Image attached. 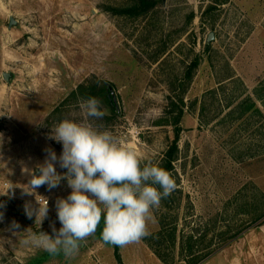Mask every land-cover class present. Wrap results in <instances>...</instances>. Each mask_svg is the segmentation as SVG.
Returning <instances> with one entry per match:
<instances>
[{
	"label": "rangeland",
	"instance_id": "1",
	"mask_svg": "<svg viewBox=\"0 0 264 264\" xmlns=\"http://www.w3.org/2000/svg\"><path fill=\"white\" fill-rule=\"evenodd\" d=\"M150 1L152 9L134 15L117 12L134 0H0V264H65L21 241L27 229L51 235L52 225L61 227L55 202L70 194L67 180L51 190L25 191L46 150L62 153V144L49 138L51 128L65 118L83 119L79 105L86 98L72 91L81 83L112 85L117 107L102 102L107 114L91 123L158 161L175 135L159 119L182 95L185 71L195 59L199 64L183 94L175 199L162 200L148 225L157 232L165 216L177 225L178 238L152 242L175 257L170 264H187L179 254L180 235L191 231L202 237L199 248L214 249L201 264L259 255L249 232L260 221L233 236L264 210V99L256 93L264 92V0H229L208 14L214 0ZM11 16L17 21L12 26ZM248 96L263 116L240 114ZM56 170L66 172L58 163ZM37 196L49 203L41 225L24 210L26 204L38 207ZM102 228L103 219L70 264H120L117 254L124 264H165L145 238L112 246L102 241Z\"/></svg>",
	"mask_w": 264,
	"mask_h": 264
},
{
	"label": "clouds",
	"instance_id": "2",
	"mask_svg": "<svg viewBox=\"0 0 264 264\" xmlns=\"http://www.w3.org/2000/svg\"><path fill=\"white\" fill-rule=\"evenodd\" d=\"M79 106L82 120L65 118L51 128L49 138L62 144V153L57 157L55 151L46 150L44 163L37 165L39 174H31L29 190L25 191L34 194L45 185L51 190L62 179L67 180L70 194L55 202L61 227L52 225L51 235L27 229L21 241L24 246L46 252L53 261L62 258L65 264H70L83 243L95 236L102 219L100 237L105 244L123 248L150 236L153 210L177 187L170 171L139 156L110 130L93 126L91 120L107 114L100 99L90 96ZM57 163L66 169L63 175L57 172ZM37 197L38 207L26 204L24 210L29 219L34 216L35 224L41 225L48 216L49 203Z\"/></svg>",
	"mask_w": 264,
	"mask_h": 264
},
{
	"label": "trees",
	"instance_id": "3",
	"mask_svg": "<svg viewBox=\"0 0 264 264\" xmlns=\"http://www.w3.org/2000/svg\"><path fill=\"white\" fill-rule=\"evenodd\" d=\"M135 4L133 6L124 7L117 9V12L119 13H130V14H139L143 12H147L150 9H152L155 5V3L151 2L150 0H134ZM229 0H214V3L210 4L206 9L205 13L208 14L212 10L215 9V5L217 4H224L228 2ZM216 3V4H215ZM204 13V14H205ZM199 64L198 59L193 60L187 67L185 71V77L184 81H182V88L181 93L182 95L177 98V100H172L171 104L168 106L166 110L165 116L159 119V122L161 124H170L174 127V138L169 143L168 148L164 152L162 158L158 161H155L160 167L170 171L173 176L175 173V162L179 158L180 154V136H181V122L183 120L184 115V96L183 94L187 90V87L190 83V81L193 78V70L195 67H197ZM106 87L102 85V83H96L94 85H88L87 83H81L77 86L76 89H74L71 93L73 96H77L79 93L86 99L90 96L97 97L102 102H109L108 97L106 94ZM257 96L264 99V92L261 94L260 92H256ZM264 101V100H263ZM111 102V101H110ZM112 104V102H111ZM264 104V102H263ZM113 105V104H112ZM239 112L241 115L246 114L247 112L253 110L258 114H261L263 116V110L259 106V104L251 97L248 96L247 98H244L240 104H239ZM175 199L173 197V193L166 199H163L166 204H168L169 201H172ZM165 216L160 217V224L161 228L157 232L151 234L150 236L146 237L145 240L149 243L153 251L158 255V257L163 261L165 264H170L174 262L175 257H172L171 254H169L168 249H162L160 247L155 246V244L152 242L153 238H158L159 244H162L166 238V236H169V239L172 242H175L178 238V227L176 224H168L165 220ZM260 221L258 224H264V210H259L254 216L252 217V220H250V224H248L246 227H242L237 230V232L234 234L233 238L239 237L242 235V233L250 228L253 224ZM181 243H180V250L179 254L183 259L186 261L187 264H201L205 259H207L214 251L213 248H205L201 249L199 248V242L202 239L201 236L194 233V231L191 232H182L181 235ZM118 255V259L120 264H124L120 255Z\"/></svg>",
	"mask_w": 264,
	"mask_h": 264
},
{
	"label": "crops",
	"instance_id": "4",
	"mask_svg": "<svg viewBox=\"0 0 264 264\" xmlns=\"http://www.w3.org/2000/svg\"><path fill=\"white\" fill-rule=\"evenodd\" d=\"M249 233L251 235L250 236V238H251V242H250L251 249L256 251V252H260L259 255L254 256L250 252L251 257H250V260L248 262L243 261V259L240 257L239 258L235 257L231 260V261H233L232 264H244V263L245 264H264V224H261V225H259V227L252 229ZM245 237L246 236H242L240 238V241H244L246 239ZM160 261H161V263H163V261L161 259H160Z\"/></svg>",
	"mask_w": 264,
	"mask_h": 264
},
{
	"label": "water",
	"instance_id": "5",
	"mask_svg": "<svg viewBox=\"0 0 264 264\" xmlns=\"http://www.w3.org/2000/svg\"><path fill=\"white\" fill-rule=\"evenodd\" d=\"M165 1V0H164ZM13 24H17V21L14 19V17H10V26H12ZM214 37L213 32L210 34L209 38H208V42H210ZM10 73L9 72H4V77L6 80L10 79ZM106 91L109 93L110 96V101L112 102L114 107H117L118 102H117V96L115 93V89L112 85L106 83Z\"/></svg>",
	"mask_w": 264,
	"mask_h": 264
},
{
	"label": "flooded vegetation",
	"instance_id": "6",
	"mask_svg": "<svg viewBox=\"0 0 264 264\" xmlns=\"http://www.w3.org/2000/svg\"><path fill=\"white\" fill-rule=\"evenodd\" d=\"M153 1H155V0H153ZM105 92H106V94H107L108 101H109V103H110V96H109V93H108L107 91H105Z\"/></svg>",
	"mask_w": 264,
	"mask_h": 264
}]
</instances>
